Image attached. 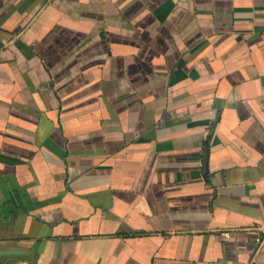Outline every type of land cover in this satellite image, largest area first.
Returning <instances> with one entry per match:
<instances>
[{
	"label": "crops",
	"instance_id": "crops-1",
	"mask_svg": "<svg viewBox=\"0 0 264 264\" xmlns=\"http://www.w3.org/2000/svg\"><path fill=\"white\" fill-rule=\"evenodd\" d=\"M0 264H264V0H0Z\"/></svg>",
	"mask_w": 264,
	"mask_h": 264
}]
</instances>
